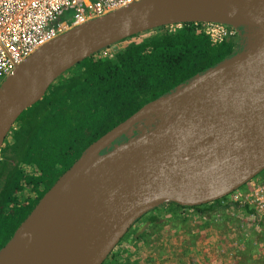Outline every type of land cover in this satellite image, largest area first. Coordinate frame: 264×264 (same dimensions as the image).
<instances>
[{
  "label": "water",
  "instance_id": "1",
  "mask_svg": "<svg viewBox=\"0 0 264 264\" xmlns=\"http://www.w3.org/2000/svg\"><path fill=\"white\" fill-rule=\"evenodd\" d=\"M189 22L235 28L238 50L93 141L0 249V264H103L152 209L214 202L264 170V0H140L62 33L0 84V148L19 115L83 59Z\"/></svg>",
  "mask_w": 264,
  "mask_h": 264
},
{
  "label": "trees",
  "instance_id": "2",
  "mask_svg": "<svg viewBox=\"0 0 264 264\" xmlns=\"http://www.w3.org/2000/svg\"><path fill=\"white\" fill-rule=\"evenodd\" d=\"M203 26L189 22L176 29L157 27L124 39L136 38L111 57L100 52L86 57L19 115L0 148V249L93 141L238 50V35L212 42ZM169 205L177 208V215L179 210L211 208L210 203ZM251 249L248 245L245 256ZM246 262L250 260L238 264Z\"/></svg>",
  "mask_w": 264,
  "mask_h": 264
},
{
  "label": "rangeland",
  "instance_id": "3",
  "mask_svg": "<svg viewBox=\"0 0 264 264\" xmlns=\"http://www.w3.org/2000/svg\"><path fill=\"white\" fill-rule=\"evenodd\" d=\"M70 16L65 12L62 18ZM178 27L167 26L168 30ZM134 39L119 41L111 49ZM11 74L22 76L20 72ZM263 177L264 170L255 178ZM176 210L163 204L140 217L103 264H238L243 259L250 260L244 264H264V224L245 211L228 209L213 216L210 207L179 210L178 215L173 213ZM151 217L157 221L151 222ZM248 245L253 249L246 258Z\"/></svg>",
  "mask_w": 264,
  "mask_h": 264
},
{
  "label": "built area",
  "instance_id": "4",
  "mask_svg": "<svg viewBox=\"0 0 264 264\" xmlns=\"http://www.w3.org/2000/svg\"><path fill=\"white\" fill-rule=\"evenodd\" d=\"M140 0H0V84L15 67L62 33ZM70 12L68 19H63ZM181 24L168 25L169 27ZM212 42L239 35L220 23H204ZM111 57L110 47L99 51ZM213 216L224 210L245 211L264 221V177L253 178L227 196L210 203Z\"/></svg>",
  "mask_w": 264,
  "mask_h": 264
},
{
  "label": "flooded vegetation",
  "instance_id": "5",
  "mask_svg": "<svg viewBox=\"0 0 264 264\" xmlns=\"http://www.w3.org/2000/svg\"><path fill=\"white\" fill-rule=\"evenodd\" d=\"M147 214H148V213H147ZM147 214H146V215H147Z\"/></svg>",
  "mask_w": 264,
  "mask_h": 264
}]
</instances>
